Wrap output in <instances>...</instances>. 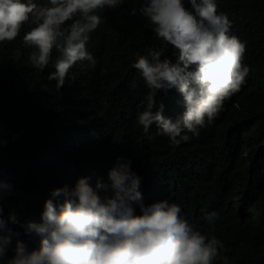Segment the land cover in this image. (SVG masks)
I'll return each mask as SVG.
<instances>
[{"label":"trees","instance_id":"trees-1","mask_svg":"<svg viewBox=\"0 0 264 264\" xmlns=\"http://www.w3.org/2000/svg\"><path fill=\"white\" fill-rule=\"evenodd\" d=\"M216 3L231 21L230 34L246 44L249 73L218 117L177 146L155 124L145 133L137 119L149 91L133 67L138 55L151 60L163 47L176 59V50L156 39L139 14L143 0L97 13L101 24L86 45L96 63L75 64L59 91L48 80L59 56L55 49L40 70L29 62L26 29L0 43V181L12 186L2 203L5 219L14 213L20 221L9 225L19 236L0 264L14 256L17 240L28 250L39 248L40 237L27 234L26 226L42 222L46 200L59 203L54 189L74 188L82 178L93 187L97 181L110 185L109 170L128 159L141 177L145 205L176 203L194 229L223 242L231 264H264V0ZM184 5L191 10L188 0ZM156 101L173 120L184 111L175 89L158 92ZM132 207L141 214L137 204Z\"/></svg>","mask_w":264,"mask_h":264},{"label":"clouds","instance_id":"clouds-1","mask_svg":"<svg viewBox=\"0 0 264 264\" xmlns=\"http://www.w3.org/2000/svg\"><path fill=\"white\" fill-rule=\"evenodd\" d=\"M124 3L0 0V43L15 40L26 29L23 43L33 49L29 62L40 70L48 66L55 49L59 56L48 80H55L59 91L75 64L96 63L86 45L101 24L97 13ZM188 3L191 10L184 0H143L139 8L156 39L176 50V59L165 56L163 47L151 53V60L138 55L133 67L149 91L138 105L137 119L145 133L155 124L172 146L188 141L187 133L198 136L206 121L212 123L249 73L243 63L246 44L230 34L231 21L218 11L216 0ZM172 89L181 95L184 106L175 120L166 117L163 102L156 101L158 92ZM131 163L128 159L109 170L110 185L97 181L93 187L82 178L74 188L54 189L51 195L59 203L46 200L42 222L26 226L27 234L40 237L39 248L28 250L17 240L7 264H231L223 242L194 229L181 217L179 205L168 200L143 203L141 177ZM11 190V185L0 181V261L12 238L19 236L9 226L20 223L17 216H4L2 201ZM134 203L141 214H134ZM215 219V213L207 217L210 224Z\"/></svg>","mask_w":264,"mask_h":264}]
</instances>
